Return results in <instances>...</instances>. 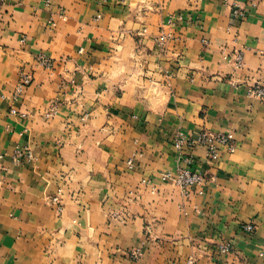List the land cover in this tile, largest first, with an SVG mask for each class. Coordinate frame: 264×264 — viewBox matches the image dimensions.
I'll return each mask as SVG.
<instances>
[{
	"label": "crops",
	"instance_id": "crops-1",
	"mask_svg": "<svg viewBox=\"0 0 264 264\" xmlns=\"http://www.w3.org/2000/svg\"><path fill=\"white\" fill-rule=\"evenodd\" d=\"M237 4L246 17L233 15ZM23 71L33 81L15 99ZM255 82H264V0H7L0 264H264ZM178 130L233 131L237 148L212 162L202 147L177 150ZM25 147L34 159L14 161ZM181 168L205 176L190 197L163 178ZM223 242L233 250L220 253Z\"/></svg>",
	"mask_w": 264,
	"mask_h": 264
},
{
	"label": "built area",
	"instance_id": "built-area-1",
	"mask_svg": "<svg viewBox=\"0 0 264 264\" xmlns=\"http://www.w3.org/2000/svg\"><path fill=\"white\" fill-rule=\"evenodd\" d=\"M7 0H0V17L3 14L4 7ZM49 1V0H48ZM251 6H256L257 2L252 1ZM249 5V7H250ZM249 12L248 6H241L240 4L235 5L233 8V15L238 18H244ZM61 15L65 17L64 10L61 11ZM174 18L181 20L182 15L177 14ZM56 21L52 20L51 25H56ZM164 41L163 38L159 39V44ZM36 61L44 66L45 68H51L54 65V60L48 56L46 53H39L35 56ZM235 63L237 67H243L245 64L244 53L239 52L235 56ZM33 81V76L30 72H21L19 82L15 89V99H17L24 91L25 88L31 84ZM249 93L254 97L260 99L264 103V82H255L250 88ZM13 112L17 110L12 108ZM51 112H49V115ZM173 144L177 150L180 152L185 149H194L196 147H202L205 149L207 158L209 161H217L221 156L222 148H226L229 152H234L237 148L236 138L233 131L225 132H215L204 130L200 132L197 136L189 135L183 130H178L173 138ZM34 159V154L29 147L17 149L14 155V161L22 163L26 161H32ZM129 163L133 164V159L129 160ZM164 179H172L177 184H179L186 197H190L194 188L196 186L202 185L205 181V176L189 168H181L176 174L167 172L163 175ZM56 199V198H55ZM61 209V208H60ZM242 228L248 232H253L255 230V224L253 222H246L242 224ZM218 251L220 253H229L233 250L231 242H223L218 245ZM141 255V249L135 248L129 250V256L133 259H138Z\"/></svg>",
	"mask_w": 264,
	"mask_h": 264
}]
</instances>
